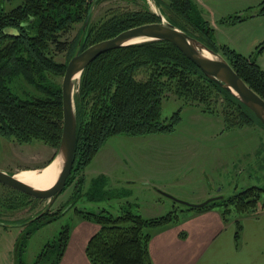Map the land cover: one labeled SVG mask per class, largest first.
Returning <instances> with one entry per match:
<instances>
[{"label":"trees","instance_id":"1","mask_svg":"<svg viewBox=\"0 0 264 264\" xmlns=\"http://www.w3.org/2000/svg\"><path fill=\"white\" fill-rule=\"evenodd\" d=\"M140 1L139 11L124 12L93 25L89 20L85 31L80 28L76 38L68 42L64 36L76 23L84 21L89 0H0V138L18 145L38 141L57 149L62 132L61 80L74 48L79 41L82 51L129 28L159 22V17ZM154 1L168 23L221 55L264 99V70L250 57L226 46L218 49L208 21L195 4L190 0ZM13 2H17L15 6L6 9ZM261 12L264 13V5ZM62 53L64 63L55 60ZM170 97L181 106H198L207 113L217 112L214 101L220 99L224 107L219 112L229 125L242 126L253 121L260 124L235 96L205 77L173 44L158 40L130 44L99 55L79 77L73 96L76 144L66 185L72 176L81 174L108 138L171 132L178 111L168 120L162 117L163 102ZM105 180L98 176L90 188L81 191L83 178L78 177L79 188L74 190V196L91 195L94 185ZM263 193L262 188L252 186L197 212L217 207L226 221L232 207L239 216H254ZM127 195L118 192V200ZM132 205L123 201L114 210L109 206L76 212L79 219L98 225L85 247L90 264H152L148 230L175 224L178 213L172 210L145 218L133 211ZM51 221L44 213L32 222L43 226ZM71 228L63 225L33 264H58ZM239 230L237 223L235 240ZM15 264H24L18 252Z\"/></svg>","mask_w":264,"mask_h":264},{"label":"rangeland","instance_id":"2","mask_svg":"<svg viewBox=\"0 0 264 264\" xmlns=\"http://www.w3.org/2000/svg\"><path fill=\"white\" fill-rule=\"evenodd\" d=\"M97 1L89 0L92 25L124 12L139 11L142 7L140 0ZM143 1L155 15H162L154 0ZM190 1L208 21L218 49L226 46L243 57H250L264 70V13L261 12L264 0ZM16 3L7 4L6 9ZM162 20L166 23L164 15ZM83 23H76L64 39L72 42ZM55 60L64 63L65 53L58 54ZM221 107H224L223 101H214L217 112L207 113L198 106H181L170 97L163 102L162 117L168 120L178 111L171 132L144 136L119 134L108 138L81 174L72 176L70 183L53 200L46 212L53 221L43 226L27 222L43 211L48 201L0 185V223L3 224L0 225V264H15L17 252L24 264H33L43 247L58 236L63 225L75 224L79 210L97 211L128 201L133 204L131 209L138 212L148 207L159 210L166 205L167 210L177 211L178 219L182 220L198 213V209L175 203L165 195L196 205L202 202L195 203V198L208 186V181L212 182L213 197L228 198L252 186L264 191V127L257 121L242 126L229 125L219 112ZM255 141L261 145L254 146ZM255 148L261 149L260 153L254 152ZM245 150L254 151L242 156ZM56 154L57 149L42 142L18 145L0 138V170L10 174L40 169ZM98 176L106 180L94 185L91 195L74 196V190L79 188L78 177L83 178L81 191H84ZM217 177L219 181H215ZM101 192L106 194L101 195ZM118 192L128 195L119 201ZM156 197L159 198L157 202ZM263 208L264 193L255 215ZM230 209L229 218L242 217L235 214L232 207ZM21 223L26 226L22 228ZM28 230L29 234L24 235Z\"/></svg>","mask_w":264,"mask_h":264},{"label":"water","instance_id":"3","mask_svg":"<svg viewBox=\"0 0 264 264\" xmlns=\"http://www.w3.org/2000/svg\"><path fill=\"white\" fill-rule=\"evenodd\" d=\"M91 1V0H90ZM96 1V0H94ZM91 8L88 9L82 32L85 31L89 22ZM159 22L147 23L124 30L114 37L93 43L79 51L80 41L77 50L68 60L61 80V106H62V132L57 148V154L50 161L58 159L60 171L56 181L46 190L35 189L15 178V174L0 170V185L16 190L28 197L48 201V204L35 217L27 223L46 213L53 200L62 192L66 185V180L73 165V154L76 144V119L73 96L82 71L99 55L119 49L121 47L141 43L146 41H166L173 44L189 61H191L201 73L208 79L215 82L219 87L235 96L264 127V99L255 93L231 68L225 59L209 50L204 44L185 32L179 30L172 24L163 22L162 15L159 14ZM141 39L142 41L133 42ZM204 52L208 56L204 55ZM49 162V163H50ZM48 163V164H49ZM46 167V166H44ZM173 201L175 199L165 195ZM222 197H211L196 205H189L180 201L179 204L200 209L207 204L221 199ZM0 225H3L0 223Z\"/></svg>","mask_w":264,"mask_h":264},{"label":"crops","instance_id":"4","mask_svg":"<svg viewBox=\"0 0 264 264\" xmlns=\"http://www.w3.org/2000/svg\"><path fill=\"white\" fill-rule=\"evenodd\" d=\"M250 151H242V156ZM260 151L255 148L254 152ZM216 180L219 181V177ZM207 184L195 198V203L213 197L210 190L212 182L208 181ZM154 199L156 201L159 198ZM169 211L163 205L159 210L148 207L144 211L135 212L151 218ZM237 223L240 230L238 240H235ZM97 230L98 225L95 223L77 219L58 264H90L85 255V247ZM148 232V252L152 264H264V208L256 216L234 217L226 221L221 217L219 208H209L182 220L178 219L175 224L150 228Z\"/></svg>","mask_w":264,"mask_h":264},{"label":"bare ground","instance_id":"5","mask_svg":"<svg viewBox=\"0 0 264 264\" xmlns=\"http://www.w3.org/2000/svg\"><path fill=\"white\" fill-rule=\"evenodd\" d=\"M139 41L142 40L138 39L133 42ZM204 55L208 56L206 52ZM45 166L40 169L19 171L15 173V178L35 189L46 190L56 181L60 171V162L58 159H54Z\"/></svg>","mask_w":264,"mask_h":264},{"label":"flooded vegetation","instance_id":"6","mask_svg":"<svg viewBox=\"0 0 264 264\" xmlns=\"http://www.w3.org/2000/svg\"><path fill=\"white\" fill-rule=\"evenodd\" d=\"M21 225H22V228H24L26 225H23V223H21Z\"/></svg>","mask_w":264,"mask_h":264},{"label":"built area","instance_id":"7","mask_svg":"<svg viewBox=\"0 0 264 264\" xmlns=\"http://www.w3.org/2000/svg\"><path fill=\"white\" fill-rule=\"evenodd\" d=\"M148 1V3H150V0H147Z\"/></svg>","mask_w":264,"mask_h":264}]
</instances>
